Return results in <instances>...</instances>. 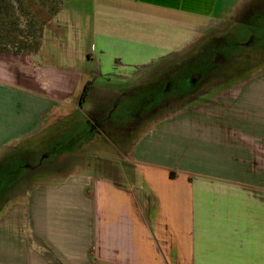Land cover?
I'll return each instance as SVG.
<instances>
[{
	"label": "crops",
	"instance_id": "obj_1",
	"mask_svg": "<svg viewBox=\"0 0 264 264\" xmlns=\"http://www.w3.org/2000/svg\"><path fill=\"white\" fill-rule=\"evenodd\" d=\"M263 4L62 0L37 53L0 54V155L69 132L78 145L61 159L94 150L107 161L97 174L85 160L57 179H14L0 264H264V64L177 103L180 115L146 122L143 137L119 119L88 121L239 16L242 29H264Z\"/></svg>",
	"mask_w": 264,
	"mask_h": 264
},
{
	"label": "rangeland",
	"instance_id": "obj_2",
	"mask_svg": "<svg viewBox=\"0 0 264 264\" xmlns=\"http://www.w3.org/2000/svg\"><path fill=\"white\" fill-rule=\"evenodd\" d=\"M236 1L233 0V3ZM259 15L264 18V9H262ZM238 18L236 22H233L235 25L230 31L225 32L220 30L213 34V36L211 35L210 38L198 41L194 46L189 47L186 51H182V53L184 52L181 56L183 58L177 61L171 60L169 64H164L166 66H159L161 68L156 69L153 74L145 77L146 80L144 82L136 85L128 93L131 98V103L128 106L129 100L126 98L127 96H123L120 99L118 109L112 112L114 120L119 119L120 121V132L125 133L131 130L135 134L132 138L146 136L151 126L148 125L150 121L156 122L154 121L156 118L170 115L173 109H175V107H172L170 110L165 111L169 105L193 95L198 89H204L212 81V83L217 82L216 80L219 78L230 75L239 69L245 72L263 65L264 29L253 27L251 29H242L240 23L243 21V17L239 16ZM29 21V17H21L20 19L21 29L25 30V33L22 34L24 41L26 39L34 41L32 36L28 34ZM262 24L264 25V20ZM30 31L32 30L30 29ZM32 35H34L35 39L39 37L38 32ZM16 48L9 46V54L22 55L15 54ZM161 70L165 71L162 73ZM167 71L169 74L165 76L168 77L163 78L162 75L167 73ZM195 75H200V77H195ZM165 78L168 79V82ZM106 111H109V108ZM173 115L180 114L175 113ZM91 118L89 117V119ZM146 122L148 124H145ZM81 125L80 123L73 125V136L78 137L80 135L82 132ZM61 127L62 125L58 126V128ZM89 127H91V124ZM60 135L52 139L42 137L43 139L35 141L34 145H31L33 142L28 144L30 147L21 150L19 152L21 155L17 158L9 160L7 159L8 155H4V157L2 154L0 155V163L4 162L0 167V203L3 202L2 200L5 199L6 194L11 189L8 188L11 181L19 174L22 176L23 173L21 171L24 170L25 166L28 164L35 165L40 152H43V154L47 153V156L48 154L51 155L45 164L52 165L42 167L41 172L37 170V173H34V169L33 173H28L25 176V180L26 178L32 180V182L41 178V180H52L45 179L46 177L44 176L48 174L53 176L51 178L57 179L67 174V172L76 169L77 166L79 168L83 167L82 165L85 160H87L85 161L88 164L87 166L93 167V172L97 174L98 168L107 163L104 157L96 154L94 150H92L91 155L85 156L82 159L80 158L81 160L77 162H65L64 157L61 159L59 153L72 151L74 143L77 147L78 141L72 140L71 133L69 134V132L61 135L62 138H60ZM113 142H115L114 139ZM76 147H74V150ZM56 168L62 169L59 170L60 172L54 174L48 171L55 170ZM93 172L91 173L94 174ZM27 214H30V211Z\"/></svg>",
	"mask_w": 264,
	"mask_h": 264
},
{
	"label": "trees",
	"instance_id": "obj_3",
	"mask_svg": "<svg viewBox=\"0 0 264 264\" xmlns=\"http://www.w3.org/2000/svg\"><path fill=\"white\" fill-rule=\"evenodd\" d=\"M61 8L62 0H0V54H9V46L17 47L15 54L27 56L37 53L44 27ZM21 17L30 18L28 34L34 41L23 40L22 34L25 33V30L21 29ZM37 32L39 37L35 39L32 34ZM166 74H169L168 71L162 77H168L165 76ZM195 77H200V75H195ZM228 77L229 75H225L216 81L224 83ZM166 80L168 82V79ZM199 90L201 89H198V92Z\"/></svg>",
	"mask_w": 264,
	"mask_h": 264
},
{
	"label": "flooded vegetation",
	"instance_id": "obj_4",
	"mask_svg": "<svg viewBox=\"0 0 264 264\" xmlns=\"http://www.w3.org/2000/svg\"><path fill=\"white\" fill-rule=\"evenodd\" d=\"M183 55V54H182ZM182 55H179V56H176V57H174V58H172V59H170V60H168V61H165L162 65H160V66H166V65H164V64H169L170 63V61L172 60V61H175V60H180V58H183V57H181ZM159 68H161V67H159L158 66V68L157 69H159ZM162 72H164L163 70H161ZM197 92H198V90L196 91V92H194V94L193 95H191V96H189V97H187V98H185V99H183V100H181V101H177V102H175L174 104H171V105H169L168 107H167V109L165 110V111H167V110H170L173 106H175L177 103H181V102H183L184 104H191L192 102H193V100H194V98H195V96H197ZM128 100H129V103L127 104V106L131 103L130 101V96L128 95L127 97H126ZM185 100V101H184ZM120 106V99L117 101V103H116V106L114 107V108H110V110L109 111H106V109H100V110H97V111H95L94 113H91L90 115H89V117H92L91 119H89V123L91 124V128H93V127H97V126H100V127H104V123H103V120L104 119H109V118H112V119H114V116H113V113L112 112H114V111H116L117 109H118V107ZM164 113V112H163ZM20 155L21 154H19V155H16V156H8V158L7 159H9V160H11V159H14V158H17L18 156L20 157ZM29 155V154H28ZM27 155V156H28ZM45 156V157H44ZM51 155H49L48 154V156H47V154H45V155H43L42 157H40V158H37V160H36V162H35V165H30V164H28L27 166H25V168H24V170L23 171H21V173H23L22 174V176L19 174L18 176H16L15 178L17 179V177L18 178H20V179H22V178H24V176L25 175H27L28 173H30V172H32L34 169L35 170H38L40 167L42 168V167H44V166H51L52 164H50V165H46L45 164V162H47V160L49 159V157H50ZM3 161L0 163V167L3 165ZM39 167V168H38ZM54 167V166H53ZM38 168V169H37ZM35 170H34V172H35ZM33 173V172H32ZM14 178V179H15ZM13 179V180H14ZM12 180V181H13ZM11 181V182H12Z\"/></svg>",
	"mask_w": 264,
	"mask_h": 264
},
{
	"label": "built area",
	"instance_id": "obj_5",
	"mask_svg": "<svg viewBox=\"0 0 264 264\" xmlns=\"http://www.w3.org/2000/svg\"><path fill=\"white\" fill-rule=\"evenodd\" d=\"M17 49V48H16ZM45 78V77H44ZM42 87H43V89H47L48 88V85H47V83L46 82H44L43 84H42Z\"/></svg>",
	"mask_w": 264,
	"mask_h": 264
}]
</instances>
